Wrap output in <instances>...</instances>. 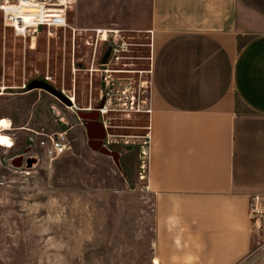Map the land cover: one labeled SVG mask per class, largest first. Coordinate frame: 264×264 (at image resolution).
<instances>
[{"label": "rangeland", "instance_id": "obj_1", "mask_svg": "<svg viewBox=\"0 0 264 264\" xmlns=\"http://www.w3.org/2000/svg\"><path fill=\"white\" fill-rule=\"evenodd\" d=\"M245 1L264 10V0ZM145 7L144 0H69L64 27L25 36L0 12V111L13 121L5 133L12 147L0 142V264H151L154 212L139 180L147 164L149 53L141 45L148 40L129 30ZM98 109L103 145L121 169L88 146L78 113ZM57 133L71 149L50 161L40 141ZM22 155V168L7 165ZM253 230L244 264H264V216Z\"/></svg>", "mask_w": 264, "mask_h": 264}, {"label": "crops", "instance_id": "obj_2", "mask_svg": "<svg viewBox=\"0 0 264 264\" xmlns=\"http://www.w3.org/2000/svg\"><path fill=\"white\" fill-rule=\"evenodd\" d=\"M144 2L129 30L148 40L141 183L154 212L151 264H244L249 204L264 200V10L245 0Z\"/></svg>", "mask_w": 264, "mask_h": 264}, {"label": "built area", "instance_id": "obj_3", "mask_svg": "<svg viewBox=\"0 0 264 264\" xmlns=\"http://www.w3.org/2000/svg\"><path fill=\"white\" fill-rule=\"evenodd\" d=\"M29 2L41 6L38 8L37 16L32 19L31 24L26 22L22 16V4ZM53 3L47 0H1L0 12L3 14L5 24L13 29L15 34L25 36L29 31H39L47 27L62 28L66 25V9L69 0H53ZM63 4L64 6H61ZM59 11V12H58ZM47 140L40 141V145L46 148V155L50 161L63 156L71 149L69 138L66 134H53L47 137ZM139 180L146 181L147 166L141 167ZM249 215L253 226L260 228V220L264 216V200L260 197L252 198L249 204Z\"/></svg>", "mask_w": 264, "mask_h": 264}, {"label": "water", "instance_id": "obj_4", "mask_svg": "<svg viewBox=\"0 0 264 264\" xmlns=\"http://www.w3.org/2000/svg\"><path fill=\"white\" fill-rule=\"evenodd\" d=\"M110 50V48H109ZM109 50L104 57L103 61L108 62ZM42 88L58 98L60 101L67 103L69 106H72L68 97H66L61 91L56 90L53 86L43 83ZM30 86L28 90H30ZM78 116L82 118L85 122V130L88 138V146L102 155L108 156L113 159L119 169H121L120 159L116 152L108 150L103 144V141L107 138V130L103 122L99 121L100 113L95 110L92 112L78 113ZM27 151H24L26 154ZM25 158L24 155L12 158L7 162L8 166H14L16 168H22L24 166Z\"/></svg>", "mask_w": 264, "mask_h": 264}, {"label": "bare ground", "instance_id": "obj_5", "mask_svg": "<svg viewBox=\"0 0 264 264\" xmlns=\"http://www.w3.org/2000/svg\"><path fill=\"white\" fill-rule=\"evenodd\" d=\"M61 6H64V5L61 4ZM38 8L41 9V6H38L36 4L29 3L27 1L22 4V7H21L22 12H23L22 13V16L25 17L26 22L28 24H31L32 19L37 16V13L39 12L38 11ZM0 126L2 128H9L10 127L8 125V123H6V121H3ZM7 146L10 147L9 144H7ZM155 264H158V262L156 261Z\"/></svg>", "mask_w": 264, "mask_h": 264}, {"label": "flooded vegetation", "instance_id": "obj_6", "mask_svg": "<svg viewBox=\"0 0 264 264\" xmlns=\"http://www.w3.org/2000/svg\"><path fill=\"white\" fill-rule=\"evenodd\" d=\"M112 52H113V48H110V50H109V55H108V60L110 59V57H111V55H112ZM43 83H44V82H42V81H40V80H39V81L37 80V81L34 82V84L42 85V86H43ZM25 88H26V87H25ZM31 90H33V89L27 90L26 92L31 91ZM26 92H24V93H26ZM94 111H95V110H94ZM97 111H100V109H98ZM105 141H106V140H104L103 143H105ZM10 147H12V146H10Z\"/></svg>", "mask_w": 264, "mask_h": 264}, {"label": "snow or ice", "instance_id": "obj_7", "mask_svg": "<svg viewBox=\"0 0 264 264\" xmlns=\"http://www.w3.org/2000/svg\"><path fill=\"white\" fill-rule=\"evenodd\" d=\"M0 123H2V122H0ZM0 142H3V138H0Z\"/></svg>", "mask_w": 264, "mask_h": 264}]
</instances>
